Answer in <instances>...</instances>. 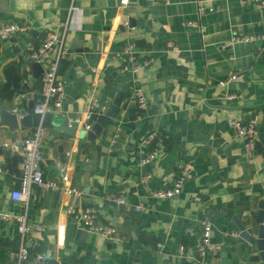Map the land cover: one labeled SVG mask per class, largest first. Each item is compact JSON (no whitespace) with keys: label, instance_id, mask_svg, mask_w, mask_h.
<instances>
[{"label":"crops","instance_id":"1","mask_svg":"<svg viewBox=\"0 0 264 264\" xmlns=\"http://www.w3.org/2000/svg\"><path fill=\"white\" fill-rule=\"evenodd\" d=\"M204 6L200 14L197 0H0V25L21 27L0 42V110L20 119L43 99V70L31 55L53 31L64 32L65 84L61 109L51 113L60 120L43 125L46 185H33L26 201L12 193L21 187L24 143L40 124L14 127L0 117V211L11 215L0 219V264H18L23 213L32 229L25 264L41 256L59 264H264L252 260L257 245L236 240L243 223L258 237L264 211V7L255 0ZM130 44L134 60L124 52ZM121 83L129 88L112 123L95 139L82 137L89 129L74 119L110 105ZM253 117L249 149L227 119ZM64 121L77 127L75 136L60 128ZM152 132L157 143L144 145ZM143 148L157 150L153 163H141ZM186 165L192 176L177 196H153ZM84 207L115 234L80 227L69 209ZM203 219L221 246L205 257Z\"/></svg>","mask_w":264,"mask_h":264},{"label":"built area","instance_id":"2","mask_svg":"<svg viewBox=\"0 0 264 264\" xmlns=\"http://www.w3.org/2000/svg\"><path fill=\"white\" fill-rule=\"evenodd\" d=\"M205 0H197L199 13L202 14L205 10ZM257 4L264 7V0H255ZM188 26L193 28H199L200 26L196 22H189ZM21 30V27L13 22L0 25V42L9 39ZM252 39V38H250ZM64 32H50L45 41L35 50L31 55V60L35 63L40 64L43 67V99L38 101L33 112L41 116H45L53 111H59L61 109V103L65 97V84L59 77V67L64 52ZM135 46L130 44L126 46L124 52L130 55L131 60H134L133 55ZM126 68V67H125ZM138 68H136L137 70ZM136 96L139 105L142 108L147 107L145 96L141 89L136 88ZM107 106L93 105L92 110L87 112L84 116L77 117L74 119V124H81L87 129H91L94 118L97 114H105ZM256 121L257 117L251 118L248 122L237 118H228L227 124L236 130L237 135L243 140L247 141V147L249 149L255 146V135H256ZM158 134L152 132L143 140V144L146 146L155 145L157 143ZM45 140V128L40 124L34 135L24 143V154L22 161V177L21 187L12 193L13 199L17 201H26L30 195V189L33 185H46L44 181V158L42 147ZM141 163L150 164L153 163L157 156V150L153 149L150 153H146L145 149L141 150ZM1 172V168H0ZM192 176L191 167L186 165L182 167L181 173L177 177L174 184L167 189H158L153 192V196L159 199L170 198L177 196L186 180ZM147 179L150 176L146 177ZM71 192L75 195L81 193L77 190L71 189ZM119 204L125 203V198L120 196L117 198ZM138 210L143 209V205L137 207ZM69 213L77 217L78 224L83 229L102 234L106 237H110L115 234V228L106 225L99 224L96 220V212L92 207H84L81 209L71 208ZM11 215L0 211V219H10ZM18 223V231L21 234V245L17 251L18 264H25L29 258V248L26 245L27 236L31 233L32 229L27 222V214L23 213L16 216ZM201 244L198 248L199 255L205 257L208 253L215 249H220V244L214 243L212 239V228L211 224L207 219L201 221ZM41 229V227H37ZM181 254L184 253V248L181 247Z\"/></svg>","mask_w":264,"mask_h":264},{"label":"water","instance_id":"3","mask_svg":"<svg viewBox=\"0 0 264 264\" xmlns=\"http://www.w3.org/2000/svg\"><path fill=\"white\" fill-rule=\"evenodd\" d=\"M35 65H37L38 67H40L41 70H43L40 64L35 63ZM128 88H129V85L127 83H121L116 87V89L118 90V93L114 101L110 105L107 106V110L105 114H97L95 116V123L93 124V127L89 130H83L82 133L80 134L82 137H85L88 139H95L97 136H99L102 133L104 127L112 123L113 118L116 117L123 103V100L125 99V94L128 91ZM33 108L34 106H32L29 112L21 111L19 113V115H21L20 119H18L17 115L5 109L0 110V117L3 122L8 123L14 127H18L19 125L31 127V126H38L39 124L49 126L53 120H55L53 121L54 123L57 120H60V117L53 116L51 113H48L45 116L35 114L33 112ZM59 126L61 129H64L65 133H68L72 136L76 135L77 127L71 126L68 121L59 123ZM263 222H264V211H261L257 219V223L261 224L258 237H255L252 234V232L247 229L246 223L237 224V227L240 231L239 236L236 239L237 242L257 245L260 251L259 256L252 257L253 261H259L261 259L264 260V225H263ZM34 264H59V262L56 259H53L47 256L46 257L41 256L37 258ZM63 264H67V263H63Z\"/></svg>","mask_w":264,"mask_h":264}]
</instances>
